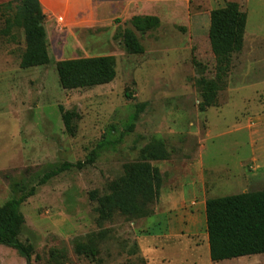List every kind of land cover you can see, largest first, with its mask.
Wrapping results in <instances>:
<instances>
[{"label":"rangeland","instance_id":"374dc122","mask_svg":"<svg viewBox=\"0 0 264 264\" xmlns=\"http://www.w3.org/2000/svg\"><path fill=\"white\" fill-rule=\"evenodd\" d=\"M99 1L85 24L48 25L49 63L26 68L30 15L0 10V206L36 187L21 206L31 264H264V253L213 261L205 211L209 198L264 189V125L251 132L264 112V0ZM228 1L247 26L225 71L209 28ZM135 16L150 18L147 30H136ZM127 29L141 51L126 43ZM105 55L115 59L111 82L62 87L58 62ZM104 140L95 162L39 185ZM137 162L158 167V191L138 197L130 215L108 200ZM0 264L27 260L0 244Z\"/></svg>","mask_w":264,"mask_h":264},{"label":"trees","instance_id":"16d2710c","mask_svg":"<svg viewBox=\"0 0 264 264\" xmlns=\"http://www.w3.org/2000/svg\"><path fill=\"white\" fill-rule=\"evenodd\" d=\"M13 5L20 12L30 15L25 32L28 49L21 66L26 68L48 64L50 56L46 46V16L40 0H10L0 3V10ZM149 19L148 16H135L133 24L136 30H147ZM246 23L247 14L241 11L236 2H226L223 7L211 12L209 39L218 64L224 66L221 67L222 70L229 69L233 54L243 48ZM125 41L131 50L141 51L133 30L127 29ZM57 70L60 83L65 89L106 84L116 76L115 59L109 55L62 60L58 62ZM202 106L209 105L205 101ZM74 116L75 113L70 111L63 114L65 125L70 131L73 130ZM137 118L138 115L134 114L131 119L135 121ZM108 143L107 140L102 141L86 161L64 162L52 168L43 175L39 185L46 184L65 171L92 164ZM158 176V167L150 163L129 164L126 175L115 184L113 197L109 198L108 203H113L126 214L137 215L140 211L138 197H149L157 193L158 186L155 181ZM35 193L36 187H32L0 206V244L15 249L27 260V264H31L32 250L20 239L25 224L21 206ZM205 210L210 256L213 261L264 253V189L209 198L206 200Z\"/></svg>","mask_w":264,"mask_h":264},{"label":"crops","instance_id":"0c3cea01","mask_svg":"<svg viewBox=\"0 0 264 264\" xmlns=\"http://www.w3.org/2000/svg\"><path fill=\"white\" fill-rule=\"evenodd\" d=\"M9 0H0V3L6 2ZM233 2V1H228ZM42 5L43 12L45 13V28L48 32V25L54 26L59 19H65L67 23L77 22L79 24H85L94 13L95 8H99V0H40ZM237 3V2H236ZM239 5V4H238ZM242 11V10H241ZM247 26V23H246ZM246 30V28H245ZM245 41V36H244ZM251 86V85H250ZM250 86L238 87L237 91H243L250 88ZM246 100L248 97H244ZM259 121L260 125H264V112L259 113V115L251 120V132L253 135L258 134V130H253V123ZM257 144V143H256ZM262 148V145L259 146ZM260 155V154H259ZM259 158V156L257 155ZM206 209V204H205ZM206 211V210H205Z\"/></svg>","mask_w":264,"mask_h":264}]
</instances>
